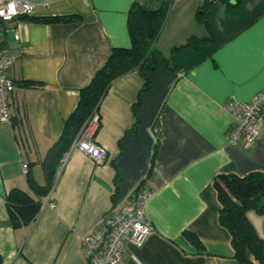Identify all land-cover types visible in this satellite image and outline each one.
<instances>
[{
    "label": "crops",
    "instance_id": "crops-1",
    "mask_svg": "<svg viewBox=\"0 0 264 264\" xmlns=\"http://www.w3.org/2000/svg\"><path fill=\"white\" fill-rule=\"evenodd\" d=\"M28 1L34 18L84 21L19 18L0 26L2 43L17 56L9 71L12 123L0 122V264H88L82 238L138 191L151 192L146 212L155 231L142 248L127 243L126 264H239L220 223L215 183L264 171V115L258 141L244 148L228 143L233 119L226 111L231 100L249 101L264 89V0H244L238 9L216 4L211 30L197 20L202 0H174L156 44L169 67L160 62L147 73L154 81L145 91L138 72L117 79L102 101L95 140L108 151L107 163L97 166L72 147L45 198L54 208L44 204L32 226L16 229L8 194L21 189L35 196L29 172L45 183L43 162L80 91L115 48L132 46L128 15L137 0ZM194 37L208 40L201 48L186 46ZM253 214L248 218L258 232ZM184 231L195 233L207 254L193 255Z\"/></svg>",
    "mask_w": 264,
    "mask_h": 264
},
{
    "label": "trees",
    "instance_id": "trees-1",
    "mask_svg": "<svg viewBox=\"0 0 264 264\" xmlns=\"http://www.w3.org/2000/svg\"><path fill=\"white\" fill-rule=\"evenodd\" d=\"M226 3L238 9L244 0H217L205 2L197 13V20L210 30L209 17L212 8L218 3ZM174 0H137L128 15V28L132 46L115 48L90 84L80 91V101L76 110L65 123L60 139L49 150L44 162L45 183L40 184L31 172L28 182L35 196L21 189H13L7 196L10 219L16 229L32 226L40 216L45 198L51 194L57 174L64 157L70 152L88 121L100 112V106L108 95L113 83L128 74L138 72L145 79L144 91L154 81L147 73L158 69L160 62L166 67L167 61L157 49L163 28L172 9ZM39 23H75L81 24L80 15L34 18L22 17ZM208 39L194 37L186 46L201 48ZM215 40L212 32L210 41ZM25 86L32 84L26 83ZM118 178L116 194L120 190ZM220 202V223L232 236L234 258L239 264H264V239L248 218L255 212L264 218V171L252 172L245 176H221L215 183ZM184 240L197 251L193 255L207 254V248L200 238L191 231H184ZM182 250L189 253L176 242Z\"/></svg>",
    "mask_w": 264,
    "mask_h": 264
},
{
    "label": "built area",
    "instance_id": "built-area-1",
    "mask_svg": "<svg viewBox=\"0 0 264 264\" xmlns=\"http://www.w3.org/2000/svg\"><path fill=\"white\" fill-rule=\"evenodd\" d=\"M215 2L217 0H202ZM35 5L28 0H0V26L16 19L32 16ZM17 61V56L4 46L0 39V122L12 123L11 98L15 83L9 71ZM226 111L232 116L233 124L228 132V143L232 146L249 148L260 137V125L264 115V89L249 101L231 100ZM101 123L98 114L93 116L83 128L73 148L88 156L95 165L102 166L108 161V151L95 140ZM67 157L61 162L62 171ZM28 172V166L25 165ZM151 192L138 191L131 203L122 209L115 208L104 216L91 233L82 238V245L88 264H126L124 251L127 243L142 248L155 231L154 224L146 212ZM51 208L53 203L45 202Z\"/></svg>",
    "mask_w": 264,
    "mask_h": 264
},
{
    "label": "rangeland",
    "instance_id": "rangeland-1",
    "mask_svg": "<svg viewBox=\"0 0 264 264\" xmlns=\"http://www.w3.org/2000/svg\"><path fill=\"white\" fill-rule=\"evenodd\" d=\"M252 216L254 217L255 223H256V225L258 227L259 235H261L263 237V239H264V226L262 225V223H264L263 217L258 216L256 214H253ZM257 218H259L258 220L261 222V224L257 222Z\"/></svg>",
    "mask_w": 264,
    "mask_h": 264
}]
</instances>
